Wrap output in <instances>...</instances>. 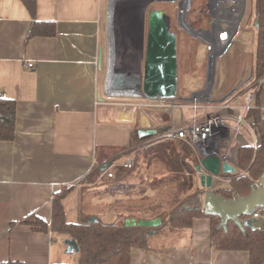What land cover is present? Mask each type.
<instances>
[{"label": "crops", "instance_id": "0c3cea01", "mask_svg": "<svg viewBox=\"0 0 264 264\" xmlns=\"http://www.w3.org/2000/svg\"><path fill=\"white\" fill-rule=\"evenodd\" d=\"M213 1L218 0H205L208 8ZM110 8L109 0H37L33 19L21 0H0V95L17 102L15 139L0 142V264H51L68 255L65 245L57 244L58 237L53 240L51 233L34 231L21 223L33 214L51 222L53 200L64 189H72L63 199L67 222L77 223L92 214L94 206L108 223L119 221L121 215L114 210L113 202L123 198L122 188L111 196L106 192L112 180L104 185L83 180L95 167L122 154L135 128L155 129L163 124L160 117L167 112L150 107L140 97H122L108 91L114 53ZM209 10L210 28L207 25L196 30H227L228 22L218 13L223 9L216 5ZM34 20L53 22L56 34L28 39ZM28 63L33 66L27 67ZM252 76L253 65H249V77L241 92L230 90L216 97L211 92V102L205 103L198 116L209 115L213 111L210 106L226 100L235 106L244 105L252 89ZM193 92L178 96L187 100ZM108 96L131 101L109 103ZM261 101L264 106V92ZM184 102L186 106L179 108L183 123L185 112H192L188 121L193 116L189 101ZM246 135L253 137L250 132ZM242 145L245 143L239 140L224 150L227 164L233 168L231 173L239 171ZM226 174L213 178L212 190L231 188ZM196 185L203 190L198 173ZM97 200L99 205L95 204ZM210 233L208 217L196 218L186 230L164 229L156 236L163 245L151 246L155 250L133 249L131 264H250L246 251L218 250Z\"/></svg>", "mask_w": 264, "mask_h": 264}, {"label": "trees", "instance_id": "16d2710c", "mask_svg": "<svg viewBox=\"0 0 264 264\" xmlns=\"http://www.w3.org/2000/svg\"><path fill=\"white\" fill-rule=\"evenodd\" d=\"M30 15L35 19L37 0H21ZM256 17H260L256 29V54L253 64L252 89L256 81L264 75V0H255ZM56 26L53 22L34 20L28 39L35 36H54ZM185 35L183 47L178 48V71L189 72V63L195 66L199 40H189ZM183 54V55H182ZM195 70V68H194ZM263 87V86H262ZM262 87L258 90L246 119L259 136L256 148L242 145L239 148V171L227 173L231 188L216 192L226 199L247 196L252 185L264 172V106L261 101ZM17 102L0 95V142H11L16 136ZM162 125L155 128L157 135L142 136L137 127L131 134L129 147L114 159L134 155V166L130 170H118L112 180L107 195L115 196L121 187L124 196L113 202V208L121 219L115 223L103 221L96 213L84 216L77 223L66 220L63 199L71 192L64 189L52 203L51 222H46L33 214L21 223L34 231L51 233L53 240L59 236L74 239L79 245L78 260L75 262H53L51 264H131V253L135 248L155 250L150 241L159 236L164 227L169 230H186L193 226L196 218L208 217L211 220L210 237L214 246L221 251H246L250 255V264H264V223L257 220L253 227L242 230L230 221L227 231L220 228V219L207 215L203 209V190L196 185L199 156L184 140L158 139L171 118L167 113L161 114ZM148 141H152L149 142ZM112 160V161H115ZM101 166L95 167L83 180L86 184H96L101 176ZM150 175V176H148ZM122 178L124 180H122ZM138 180L130 184L126 180ZM121 190V189H120ZM119 190V191H120ZM153 190V193H149ZM98 222L91 223V217ZM162 218V224L156 228L126 225V219ZM13 223L11 226H14ZM154 230L155 234L148 236ZM66 247V246H65ZM10 264V263H4Z\"/></svg>", "mask_w": 264, "mask_h": 264}, {"label": "water", "instance_id": "95a60500", "mask_svg": "<svg viewBox=\"0 0 264 264\" xmlns=\"http://www.w3.org/2000/svg\"><path fill=\"white\" fill-rule=\"evenodd\" d=\"M175 2L176 0H112L111 24L114 60L109 86L115 92L135 93L132 96L121 95L122 97H141L148 100L178 97L177 35L171 30L170 17L165 9H149L154 3L173 4ZM182 3L183 0L178 2L179 27L193 37L203 40L199 34L208 32L196 30L187 23L185 11L182 16ZM259 22L260 17L257 16L254 23L256 29L259 27ZM236 31L237 28L234 33ZM214 71L215 59L209 57L205 88L208 98L214 83ZM168 130L169 128L165 129V131ZM140 135H157V130L143 129L140 131ZM110 166L111 161L103 164L100 170L105 171ZM196 170L204 192L203 209L205 214L219 217V227L226 231L230 221L242 230L254 226L257 220L247 217L259 207H264V172L259 180L252 185L249 195L226 199L212 190V180L222 173L233 172L230 165L223 163L217 155L203 154ZM90 222L96 223L98 218L93 216L90 218ZM125 223L132 226L156 228L161 226L162 218H132L126 219ZM154 234L155 231L152 230L148 236ZM63 244L66 246V252L70 255L78 253L80 250L74 239H65Z\"/></svg>", "mask_w": 264, "mask_h": 264}, {"label": "rangeland", "instance_id": "374dc122", "mask_svg": "<svg viewBox=\"0 0 264 264\" xmlns=\"http://www.w3.org/2000/svg\"><path fill=\"white\" fill-rule=\"evenodd\" d=\"M181 0H176L175 3H155L149 8L154 9H165L167 14L170 17V26L171 30H173L177 35V41H178V48L183 47V41L185 38V35H189L187 37L189 40L193 41L192 39H197L201 42H199L197 49V53L194 57V65L189 63V72L186 73L185 70L181 69L178 71V77H179V89H178V95L180 93L182 94H188L193 91H196V89H201L206 87L207 84V71H208V64H209V57H214L215 59V71H214V83L212 85V97L221 96L225 92H228L230 90H239V92L242 91V85L244 84L245 80L249 77V65L254 64V57L256 54V38H257V31L256 27L254 25L255 19H256V11H255V0H244V6L240 12L239 21L237 24V31L230 37V43L227 47L221 50L222 47L215 46V43L218 41L217 33H208L204 35L211 36L214 40V47L216 48L219 53L217 55H210L207 51V45L208 41L201 40L199 38L193 37L191 34L187 33L183 29H181L178 25V2ZM184 1V0H183ZM236 1V0H235ZM234 0H218L213 1L214 5H209V8L215 9V6L221 7V9L225 8V10H221V12H218L221 16H224V18L231 19L234 15L236 17V14L238 13L239 4L237 3V9L233 11L232 9L234 3L239 2L237 0L235 2ZM210 3V1H209ZM187 6V4H186ZM207 3L205 0H188V8H187V16L186 20L187 23L192 26L194 29H200L204 28L207 25L210 28V20H208L209 17H211V12L209 8L207 7ZM234 14V15H233ZM243 14V15H242ZM242 15V17H241ZM241 18V19H240ZM216 20V18H214ZM236 30V29H235ZM216 34V35H215ZM182 50V49H181ZM220 54V55H219ZM183 55V54H182ZM216 56V57H215ZM179 62V61H178ZM253 62V63H252ZM248 65V66H247ZM244 66H246V71L244 70ZM195 68V70H194ZM222 79H224V83L222 86ZM227 83V84H226ZM221 84V87L219 88ZM236 84V85H235ZM219 88V89H217ZM110 92V90L108 89ZM264 92V85L262 87V93ZM261 93V95H262ZM112 94V92H110ZM121 99L119 97L114 96H108L107 101L109 103H127L130 102V99ZM187 118L186 122H188V118H190L192 112L187 111L185 112ZM174 116H175V124L177 126L183 125V122L180 120V109L176 107L174 109ZM149 142V141H148ZM133 155V154H132ZM150 176V175H148ZM108 179H104L99 181L98 185H104ZM138 181V180H136ZM95 204L99 205L98 200L95 201ZM86 206V209H89ZM92 214L96 213L97 215L101 214V210L98 211L97 207H93ZM103 221L107 222L108 220L101 218ZM262 223H264L263 220H261ZM165 229H169L167 226L164 227ZM67 239L66 236H59L57 241L59 246L61 247L64 242V240ZM150 245L152 247L159 248L163 245V243H160L158 241V238L155 237L150 241ZM63 259L57 260L59 262H75L78 260V253H74L72 255L70 254H63Z\"/></svg>", "mask_w": 264, "mask_h": 264}, {"label": "built area", "instance_id": "2783aa9c", "mask_svg": "<svg viewBox=\"0 0 264 264\" xmlns=\"http://www.w3.org/2000/svg\"><path fill=\"white\" fill-rule=\"evenodd\" d=\"M207 51L210 55H217L219 53V51L215 53L214 44L210 41H208ZM32 66V63L27 64L29 68ZM263 85L264 75L256 81L255 87L246 94L244 105L235 106L231 101H222L220 104L210 106L213 111L203 118L198 116V112L201 108L207 106L205 103L211 102L206 101L210 97L208 98L206 95V87L195 91L187 99L189 107L193 111V116L190 121L184 122L181 126L175 124L174 109L176 107H185L184 101L187 100L180 96L172 99L156 100L140 98L147 102L150 107L158 108L172 116V126L159 137L160 139L184 140L193 148L198 156H203V154L217 155L223 163H227L228 155L224 150L229 149L239 140H243L246 145L254 148L259 144L256 131L247 121L246 114L252 108L255 96ZM231 110H236V112L231 113ZM246 132L252 134V139L247 137ZM133 166V155L124 160L111 161V166L107 170L102 171L98 181L114 179L117 176L118 170H130ZM247 218L264 221V207H259Z\"/></svg>", "mask_w": 264, "mask_h": 264}, {"label": "bare ground", "instance_id": "6f19581e", "mask_svg": "<svg viewBox=\"0 0 264 264\" xmlns=\"http://www.w3.org/2000/svg\"><path fill=\"white\" fill-rule=\"evenodd\" d=\"M241 1V0H240ZM109 8H110V20H109V23H110V28L112 30V24H111V16H112V0L109 1ZM188 6V0H184L183 3H182V16H183V13L184 11L186 12L187 11V6ZM244 6V3H243V0L242 2L240 3V7H241V10ZM240 10V11H241ZM233 11V10H232ZM234 15V14H233ZM239 16H240V12L237 13V16L235 17V15L229 19V18H222L223 20L227 21L228 22V28L227 30H223L225 32H223L221 29H218L217 30V36H218V41L215 43V46H220L222 47L221 50L225 47H227L229 45V40H230V37L232 36V34L234 33L235 29L237 28V24H238V21H239ZM221 21L220 19L217 20V22ZM111 34V33H110ZM203 39L207 40V41H210L211 43H214V40L212 39L211 36H208V35H204V34H199ZM216 35V34H215ZM114 41V40H113ZM215 48V47H214ZM114 50V49H113ZM215 53H217V50L215 48ZM220 55V54H219ZM218 56V55H217ZM216 57V56H215ZM214 58V57H212ZM113 60H114V53H113ZM112 66H113V62H112V65H111V70H112ZM112 72V71H111ZM111 75V74H110ZM111 78V76H110ZM110 83V80L109 82ZM108 89L110 90V92L112 93H116L118 95H129V96H132L134 95L135 93L134 92H115L113 91L110 86H108Z\"/></svg>", "mask_w": 264, "mask_h": 264}, {"label": "flooded vegetation", "instance_id": "af4514ba", "mask_svg": "<svg viewBox=\"0 0 264 264\" xmlns=\"http://www.w3.org/2000/svg\"><path fill=\"white\" fill-rule=\"evenodd\" d=\"M155 4V3H154ZM164 4V3H163ZM238 4H239V9H238V11L237 12H239L240 10H241V7H240V1L238 2ZM188 8V7H187ZM150 9V8H149ZM223 10H225V8H223ZM236 16H237V14H236Z\"/></svg>", "mask_w": 264, "mask_h": 264}]
</instances>
